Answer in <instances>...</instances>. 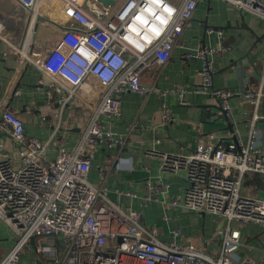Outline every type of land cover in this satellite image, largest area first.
<instances>
[{"label": "built area", "instance_id": "obj_1", "mask_svg": "<svg viewBox=\"0 0 264 264\" xmlns=\"http://www.w3.org/2000/svg\"><path fill=\"white\" fill-rule=\"evenodd\" d=\"M15 1L22 6L25 23L14 52L21 64L32 63L49 77L48 96L52 99L56 94L65 105L79 97L89 79L105 92L75 149L61 146L54 161L46 157L47 143L26 135L21 118L8 110L0 112V133L12 140L10 151L0 141V221L17 235L16 244L0 264H18L33 240L35 258L30 264H235L234 250L242 245L240 227L264 228V198L250 196L243 188L247 175L264 178V149L256 128L264 119L259 114L264 102V68L254 90L216 89L212 59L220 48L203 47L186 54L187 60L203 64L197 74L199 83L191 92L207 95L229 119L230 100L236 96L251 105L254 114L246 144L226 143L207 134L186 156L149 151L161 158L163 171H184L189 186L177 198L168 196V184L153 187L147 183L146 202L160 194L162 199L156 201L163 205L219 218L217 234L222 243L215 255L181 243L177 230L165 242L158 229L143 224L141 213L116 204L91 184L89 174L97 147L113 150L123 144L104 120L121 117L124 95L155 94L164 101L171 97L181 106L188 105L187 88L162 90L145 86L141 78L167 63L201 0H114L112 6L101 0H58L62 23L44 14L46 9L52 12L44 0ZM222 1L264 21V0ZM41 22L59 31L49 50L31 45ZM218 35L223 38V32ZM177 122L164 102L163 124ZM118 194L121 199L137 198L133 192Z\"/></svg>", "mask_w": 264, "mask_h": 264}, {"label": "crops", "instance_id": "obj_2", "mask_svg": "<svg viewBox=\"0 0 264 264\" xmlns=\"http://www.w3.org/2000/svg\"><path fill=\"white\" fill-rule=\"evenodd\" d=\"M43 3L45 8L51 7L52 10L59 5L54 0H44ZM22 14V6L15 0H0V112L8 110L21 118L26 135L47 143L46 157L54 161L61 146L69 151L75 149L105 90L89 79L74 101L64 105L56 94L51 99L47 94L51 90L49 77L32 63L21 64L14 52L24 28L25 16ZM218 31L223 32V38ZM58 37V30L50 23L41 22L31 45L49 50ZM203 47L221 50L212 59L216 89L241 90L244 93L257 88L264 68V21L241 12L228 2L201 0L167 63L144 73L141 78L145 86L162 90L174 86L187 88L189 92L185 100L188 105L181 106L171 97L164 101L163 97L155 94L124 95L121 117L116 121L104 120V125L123 144L113 150L97 147L89 181L103 189L111 201L141 213L143 224L158 229L162 241L172 240V232L177 230L181 243L215 255L222 243L217 234L219 218L216 215L197 214L206 220L188 226L180 219L185 212L156 201L162 199L160 194H155L153 201H145L147 183L153 187L166 183L169 185L168 196L177 198L182 197L189 186L184 171L175 174L163 171L161 158L150 155L149 151L186 156L195 151L199 139L207 134H215L226 143L237 140L246 144L249 140L254 110L242 97L230 100L231 132L224 116L213 107L215 105L209 97L191 92L199 83L197 74L203 64L197 59L187 60L185 56L195 54ZM231 59L240 60L238 66L245 68V79L241 73L238 76L235 68L227 70ZM164 102L177 118L176 124H163ZM28 110L32 113L28 114ZM259 114L264 116V102ZM256 128L261 136L259 143L264 149V119L256 123ZM0 141L8 147L7 151L11 150L10 136L0 133ZM243 188L250 191V196L264 198V178L259 175L245 176ZM118 192H133L137 198L121 199ZM163 216L170 220L165 221ZM240 231L242 245L234 250L235 264H264V228L248 225L240 227ZM16 242L17 235L12 227L0 221V259L12 250ZM35 243L29 244L28 252L21 256L18 264H30L34 260Z\"/></svg>", "mask_w": 264, "mask_h": 264}, {"label": "rangeland", "instance_id": "obj_3", "mask_svg": "<svg viewBox=\"0 0 264 264\" xmlns=\"http://www.w3.org/2000/svg\"><path fill=\"white\" fill-rule=\"evenodd\" d=\"M58 7L56 11L52 12L48 9L44 10V14H46L49 18H52L54 20H56L57 22L62 23V21L64 20L60 13L58 12ZM23 15V14H22ZM180 219L182 221V223L187 224L188 226H194L198 223H202L204 220H206L205 218H203V216H198L197 214H193V213H183V215L180 216Z\"/></svg>", "mask_w": 264, "mask_h": 264}, {"label": "water", "instance_id": "obj_4", "mask_svg": "<svg viewBox=\"0 0 264 264\" xmlns=\"http://www.w3.org/2000/svg\"><path fill=\"white\" fill-rule=\"evenodd\" d=\"M105 5H110L112 6L113 3H114V0H101ZM43 21H47V22H51L50 20H48L47 18H41ZM219 29V28H218ZM217 31V29L215 30ZM240 60L238 59H231L229 60V64H228V67H227V70H230L231 68H235L238 76H239V73H241V77L243 76V78L245 79V68L243 67H239L238 64H239ZM215 107L223 116H224V119L225 121L227 122V125L229 127V129L231 130V132H233L232 130V126L230 124V119L226 116V113L223 111V109L219 106H213ZM34 241V240H33Z\"/></svg>", "mask_w": 264, "mask_h": 264}, {"label": "bare ground", "instance_id": "obj_5", "mask_svg": "<svg viewBox=\"0 0 264 264\" xmlns=\"http://www.w3.org/2000/svg\"><path fill=\"white\" fill-rule=\"evenodd\" d=\"M54 1L58 3V1H57V0H54Z\"/></svg>", "mask_w": 264, "mask_h": 264}]
</instances>
